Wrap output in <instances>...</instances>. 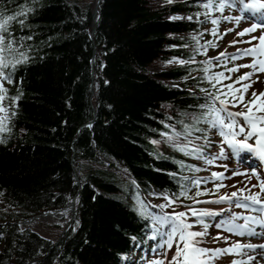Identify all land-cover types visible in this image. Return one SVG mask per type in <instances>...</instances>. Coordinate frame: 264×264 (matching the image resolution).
<instances>
[{"label":"trees","instance_id":"trees-1","mask_svg":"<svg viewBox=\"0 0 264 264\" xmlns=\"http://www.w3.org/2000/svg\"><path fill=\"white\" fill-rule=\"evenodd\" d=\"M206 2L100 0L91 41V0H0L4 15L32 9L18 18L24 25L14 21L9 29V39H31L6 53L13 62L19 52L29 59L17 66L14 83L3 85L0 102L11 128L0 133L6 137L0 143V264H130L152 235L151 221L138 214L137 191L164 203L159 194L181 186L189 195L208 190L196 199L216 193L183 179L199 174L191 170L195 158L160 135L189 126L191 150L203 135L195 129L208 126L194 118L206 111L198 107L205 103L201 89L216 92L203 60L214 36H205L202 25L205 12L218 11L205 9ZM193 56L195 63H179ZM92 107L96 116L86 126ZM71 200L72 221L54 245L17 225ZM187 204L193 202L182 197L179 206Z\"/></svg>","mask_w":264,"mask_h":264},{"label":"snow or ice","instance_id":"snow-or-ice-1","mask_svg":"<svg viewBox=\"0 0 264 264\" xmlns=\"http://www.w3.org/2000/svg\"><path fill=\"white\" fill-rule=\"evenodd\" d=\"M169 3L172 0H168ZM187 2V0H186ZM231 3H236V0H231ZM242 12L249 13L255 21L259 19L264 21V2L261 0H251L245 3V0H239ZM205 9L211 10L215 8L217 11L223 12L227 6H230L229 0H207L202 5ZM32 9H24L21 6V11L13 12L9 15H4L0 12V102L6 98L7 89L4 84H13V75L18 65L27 63L29 57L24 52H19L21 59H16L14 62L10 61L6 53L13 50V46L19 43L22 39H31V36L9 39L11 32L9 31L12 22L24 25L23 19L19 17H26L28 12ZM199 15V14H197ZM205 19H211L213 25H218L219 20L211 18L210 12H205ZM188 19L192 20V16L180 17L172 16L170 19ZM246 17H235L237 24ZM228 20V17H224ZM203 23V21H198ZM264 29V23L257 24L253 22L250 27L238 32L237 35L245 36L257 31V29ZM228 31H231L229 29ZM213 36L218 35V29L212 30ZM227 32H225V35ZM202 35V34H201ZM223 37L221 36L220 39ZM194 40H199L193 36ZM252 40L257 41V44H252ZM251 46L244 49H236L235 53L220 52L216 57L210 58L204 68L206 79L211 84L212 88L216 89L213 93L209 89H201L205 93V103L198 105L199 108L206 111L201 113L199 117H194L199 123L201 119L208 125L205 129L196 128L195 131L203 133L202 137L196 139H203L205 141L202 145H194L189 150V145H193V141L189 140L191 136V128L185 126L183 132H174V135H169L166 132H161L160 135L166 138V142L171 144L177 151L184 153L186 156H192L197 160L203 161L204 164L213 165L217 160H230L233 155L239 157L243 161L244 157L241 155L244 152L254 153L261 161H264V77L257 76L255 80L252 79L257 72L264 73V32L259 36H252L249 41H242ZM233 44L236 41L232 42ZM208 45L216 47L217 45L209 41ZM231 46V45H230ZM20 47H23L21 44ZM200 52V47L195 50ZM207 48L204 49L206 55ZM227 56L230 61L237 59L251 57L252 60L248 64L238 65L232 68H227V65H217L227 68L229 73L239 72L241 68H249L251 71L244 73L233 80L232 83L223 84L224 80H232L231 75L226 76L224 71L207 75L212 60L220 61L221 57ZM175 61H170V63ZM181 64L195 63V58L190 57L187 61H179ZM244 81H248L244 83ZM19 83L18 81L16 82ZM240 84V88L235 85ZM217 85H222L217 87ZM255 85V87H253ZM249 89H252L250 98L245 101V95ZM231 94V98L229 95ZM22 93H18L13 100H18ZM223 97V98H222ZM219 105V106H217ZM239 108V111L231 109ZM9 109L0 105V133H8L11 131L9 127ZM16 112H11V117L14 118ZM168 127V125H165ZM173 128L175 126H172ZM211 133V135H209ZM181 136L184 140L181 141ZM243 137V139H239ZM254 139V143H249ZM6 137L0 135V143H5ZM156 144L159 141L153 140ZM226 146V147H225ZM230 150V151H229ZM180 167H184L183 161L179 162ZM228 170V165H220ZM193 172L201 171V168H191ZM233 175H247L249 180L255 178L259 181L258 184H253L250 187L245 185L242 188L232 191L230 193L220 194L218 198L213 200H198L196 197L207 195L208 190L196 191L194 195H189L190 189L186 186H181V190L173 192L170 195L167 192L160 193L165 200V203L160 205H151L141 199L139 191L135 195V199L139 205L138 214L146 221H151L152 235L149 239L155 241V245L151 248V252L156 254L157 258L151 260L149 264H216V261L223 256L235 255L246 257L247 259L236 260L233 259L230 264H251L256 261V264H264V168L260 173L254 169L248 172H237L232 170ZM174 175V174H173ZM225 177L223 173L213 172L211 177H197L183 179L189 181L192 187L200 188L201 184L214 183V186L219 192L222 187H227L222 182L215 184V180L223 181ZM136 182L133 180V184ZM235 187V185H232ZM139 185H137V189ZM258 188L259 191H253ZM155 195V193H149ZM191 200L193 204H214L222 205L217 209L210 208H196L191 204L182 205L184 210L173 211L171 213L165 209L173 205H180L181 198ZM150 208H158V212L149 211ZM236 209L242 211L237 212ZM194 218V219H191ZM219 218V219H217ZM218 229L219 231L210 232L209 229ZM257 228L261 231H257ZM228 233L229 235H223ZM235 237H255L260 241L259 243H252L247 240L240 241L231 239ZM138 238L132 237L135 242ZM221 241L227 247H213L215 244H220ZM175 245V247H174Z\"/></svg>","mask_w":264,"mask_h":264},{"label":"rangeland","instance_id":"rangeland-1","mask_svg":"<svg viewBox=\"0 0 264 264\" xmlns=\"http://www.w3.org/2000/svg\"><path fill=\"white\" fill-rule=\"evenodd\" d=\"M86 1H88V0H86ZM92 1L93 0H91V2ZM238 2H239V0H236V3H231V0H229L230 6H227L223 12L218 11V12H215L213 15H211V18L218 19L220 21L218 25H213L211 23V19H207V20L205 19L206 23H204L202 25L204 35L207 36L208 32H210L214 29H218V33H220V37L222 36L223 38L220 39V37H218V38H217V36L214 37V39L211 42L216 44L217 45L216 47H211L207 43V53H206V55H204L203 60L209 61L210 58L216 57L220 52H228L230 50H234V49H237V48H240L243 46L250 47L251 46L250 44L243 43L242 41H249V40H251L252 36H259L260 34H262V32H264V29H261L258 27L257 31L254 33H251V34H248L245 36L237 35L238 32L242 31L245 28L250 27L252 24L251 20L249 19L248 13L241 11L242 6H240V4ZM238 16L246 17V18L242 19L240 21V23L237 24L235 21V17H238ZM224 17H228L229 19L225 20ZM229 29H231V31H228ZM259 30H261V31H259ZM225 32H227L226 35H225ZM258 32H260V33H258ZM233 41H236V43L233 44L232 43ZM253 43H254V41L252 40V44ZM248 63H250L249 58H242V59H237L235 61H230L227 56H224V57H221L220 61L212 60V66L211 67L213 68V70H211V71H213V73L224 71L226 76L231 75L232 80L223 81V84H229V83H232L233 80H236L238 76H240L244 73H247L248 68H241L240 71L236 72V73H229L227 71V68H232V67H235L238 65H243V64H248ZM218 64H220V65L226 64L227 68H225L223 66H217ZM256 77L257 76H253L252 79L255 80ZM263 77H264V75H263ZM247 82L248 81H244V83H247ZM218 86L221 87L222 85H218ZM235 87L240 88L241 85L237 84V85H235ZM253 87H255V85H253ZM251 91H252V89H249L248 93L245 95V101H247L250 98ZM229 98H231V94L229 95ZM262 99H264V97H262ZM217 106H219V105H217ZM231 110L239 111L240 109L239 108H233ZM258 114H264V113H258ZM205 128H207V127L205 126ZM209 135H211V133H209ZM194 143L196 145H202L205 143V141L203 139H195ZM247 157L249 159L252 158L249 154ZM197 165L202 167L204 170L203 172H201V174L198 177H211V174L213 172L223 173L225 177H230V179L226 178L223 181L215 180V181H219L215 184H219L222 182L227 187L220 188L217 195L214 194L213 197H207L203 200L216 199V198H218V196L220 194L230 193L232 191H236L237 189L242 188L245 185H247L248 187L251 188V186L249 185L247 175H233L232 170L235 169L237 172H241V171L243 172V170H250V169L256 170V168H254L255 167L254 165L253 166H249V165L246 166V165H244V163L239 164L240 167L233 168V166H231L232 165V158L230 160H217V161H215V163L213 165H207V164H204L202 161L199 162V160H197ZM220 165H228L229 166L228 170H225V168L221 167ZM232 185H235V187H232ZM206 186L209 189L214 188V187H210V185H206ZM149 202H151V201L149 200ZM163 203L164 202L161 200H154L152 204L153 205H160ZM193 207H196V208H205L206 207V208H210V209H213V208L216 209V205H214V204H208V205L198 204V205L193 206ZM173 209H175V211H177V212L184 210V208L182 206L173 205L172 207L167 208V210L165 209V211H168L169 213H171L173 211ZM149 211L158 212L159 209L158 208H150ZM236 211L239 212L242 210L236 209ZM69 215L67 214L66 216H61V217L57 216V217L52 218V219H48V218L34 219L29 224L19 226V228L29 229V230L37 233L40 237L47 239L51 242H54L57 239V236L59 235L60 231L65 229L66 226L68 225V221L66 222L65 226H64V222L66 220H68L67 218H69ZM191 219H194V218H191ZM217 219H219V218H217ZM57 224L59 227H56ZM209 231L213 232V231H219V230L218 229L214 230V229L210 228ZM223 235H229V234L223 233ZM231 239L233 241L238 240V238L235 236H232ZM251 240H252V243L255 242V240H253V239H251ZM247 241L250 242V239H247ZM154 243H155V241H154ZM148 245L150 246V244H148ZM221 246L225 247L228 245H225L223 243V241H221L220 244L213 245V247H221ZM174 247H175V245H174ZM146 248H144V249H146ZM135 257H139V253H137V254L135 253ZM156 258H157L156 254L150 252L149 254L146 255V257L143 261L141 260V261L137 262V264H149V262L151 260H154ZM232 260H233V256L227 255V256H223L221 259L217 260L216 264H230V262ZM133 264H135V263H133Z\"/></svg>","mask_w":264,"mask_h":264},{"label":"bare ground","instance_id":"bare-ground-1","mask_svg":"<svg viewBox=\"0 0 264 264\" xmlns=\"http://www.w3.org/2000/svg\"><path fill=\"white\" fill-rule=\"evenodd\" d=\"M248 2H251V0H245V3H248ZM261 2H264V0H261ZM239 3V2H238ZM240 4V3H239ZM241 6V5H240ZM248 19V18H247ZM252 22H255V23H257V24H259L260 22H261V20H259V19H256L255 21L252 19ZM91 26H92V22H91ZM259 31H261V30H259ZM258 33H260V32H258ZM254 41V43L253 44H257L258 42L257 41H255V40H253ZM244 48H248V47H245V46H243V47H240V48H237V49H244ZM235 51H236V49H234V50H230V51H228V52H226V53H229V54H231V53H235ZM249 58V60H250V62H251V60H252V58L251 57H248ZM260 59H264V57H260ZM249 71H251V69H247V72H249ZM264 75V73H260V72H257L256 74H255V76H259V77H263V75ZM95 88V87H94ZM94 90V89H93ZM94 95V94H93ZM239 139H243V137H239ZM249 143H254V139L253 140H250L249 141ZM252 154H254V153H252ZM255 155V154H254ZM255 157H256V160H257V169H256V171L258 172V174L260 173V171H261V169L262 168H264V161H261L256 155H255ZM248 158V157H247ZM250 163L252 164V166L254 165V166H256V162L254 161V160H251L250 161ZM231 166H233V167H236V165L235 164H233L232 163V165ZM243 172H248V170L247 171H243ZM261 179H264V176H261ZM248 181H249V185L250 186H252L253 184H258L259 183V181L258 180H256L254 177L253 178H251V180H249V178H248ZM253 191H259V189L258 188H254V190ZM220 207H223L222 205H216V209L217 208H220ZM214 209V208H213ZM69 215L70 214V212H69V208L67 207H65V208H62L61 210H59L58 212H56V213H45V214H42L41 216H39L38 218H35V219H43V218H48V219H52V218H55V217H57V216H66V215ZM257 231H261V229H259V228H257ZM238 238V240H240V241H245V240H247V239H253V240H255V242L254 243H259L260 241L258 240V238H255V237H237ZM225 247H227V246H225ZM233 256V259H236V260H240V259H247L246 257H240V256H235V255H232ZM251 264H256V261H252L251 262Z\"/></svg>","mask_w":264,"mask_h":264},{"label":"water","instance_id":"water-1","mask_svg":"<svg viewBox=\"0 0 264 264\" xmlns=\"http://www.w3.org/2000/svg\"><path fill=\"white\" fill-rule=\"evenodd\" d=\"M99 2H100V0H93V8H92V10H91V21H92V26H91V30H90V33H89V38H90L91 41H92V35H93V31H94L95 23H96V20H97V18H98L97 6L99 5ZM94 54H95V47L93 46V48H92V56H93ZM90 73H91V82L93 83V82H94V76H93V71H92V63H91V72H90ZM91 94H93V93L91 92ZM95 116H96V108H92V119L86 123V126H90V125L93 123ZM73 176L75 177L74 173H73ZM65 207H66V208H67V207L69 208L70 215H69L68 223H70V221L72 220V217H73V212H74V208H73V202H72V200H71V201L69 202V204H67ZM65 207H63V208H65ZM61 209H62V208L54 209V210H48V211L41 212V213L38 214V215L32 216V217H30V218H28V219H26V220H24V221L19 222L17 225H18V226L27 225V224H29L32 220H34L35 218H38V217L41 216L42 214H45V213H56V212H58V211L61 210ZM64 231H65V229H63V230L59 233V235H58L56 241L53 243V245L56 244V243L60 240V238L62 237ZM36 261H37V260L32 261V262H29V263H33V262H36Z\"/></svg>","mask_w":264,"mask_h":264}]
</instances>
